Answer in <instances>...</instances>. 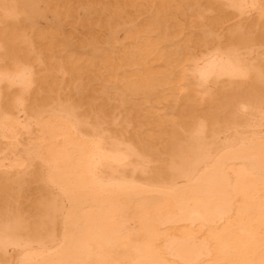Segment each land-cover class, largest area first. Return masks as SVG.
Instances as JSON below:
<instances>
[{
  "label": "bare ground",
  "instance_id": "1",
  "mask_svg": "<svg viewBox=\"0 0 264 264\" xmlns=\"http://www.w3.org/2000/svg\"><path fill=\"white\" fill-rule=\"evenodd\" d=\"M0 264H264V0H0Z\"/></svg>",
  "mask_w": 264,
  "mask_h": 264
},
{
  "label": "rangeland",
  "instance_id": "2",
  "mask_svg": "<svg viewBox=\"0 0 264 264\" xmlns=\"http://www.w3.org/2000/svg\"><path fill=\"white\" fill-rule=\"evenodd\" d=\"M109 91H110V92H113V90H112V89H109Z\"/></svg>",
  "mask_w": 264,
  "mask_h": 264
}]
</instances>
